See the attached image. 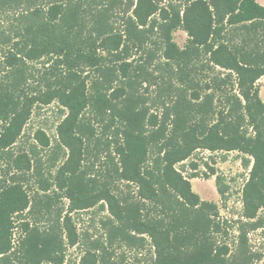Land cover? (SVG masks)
<instances>
[{"label":"trees","instance_id":"trees-1","mask_svg":"<svg viewBox=\"0 0 264 264\" xmlns=\"http://www.w3.org/2000/svg\"><path fill=\"white\" fill-rule=\"evenodd\" d=\"M121 3L0 0V12L24 9L12 34H0L7 48L0 64V163L33 110L52 103L65 115L56 127L51 162L58 149L68 151L55 176L49 174L52 180L43 177L34 150L10 156L21 179L9 182L0 168V255L10 248L13 217L27 211L46 226L25 223L22 263L63 264L66 247L79 241L70 215L99 206L109 215L103 222L109 245L144 247L149 240L153 258L144 264H232L216 240L217 226L202 213L216 205L201 202L175 166L197 150L237 152L249 171L246 216L255 219L264 209V104L257 86L264 77V7L255 0H190L181 10L136 0L122 34L112 22ZM177 29L188 37L183 48L172 38ZM123 37L142 52L137 64L125 58L130 47L127 41L121 45ZM103 40L111 45L104 47L108 60L96 54ZM156 57L164 62L155 66L169 77L161 80L176 83H167L173 102L159 116L138 95V78L148 75ZM37 63L43 71L35 69ZM82 67L96 78L89 81ZM33 141L42 150L51 148L43 130ZM90 156L103 164L98 176L85 166ZM32 171L38 188L31 194L25 180ZM216 183L225 201L219 176ZM63 200L68 204L62 217L63 210L53 212ZM100 248L95 242L88 255L95 260Z\"/></svg>","mask_w":264,"mask_h":264},{"label":"rangeland","instance_id":"rangeland-1","mask_svg":"<svg viewBox=\"0 0 264 264\" xmlns=\"http://www.w3.org/2000/svg\"><path fill=\"white\" fill-rule=\"evenodd\" d=\"M159 7H164L169 4H176L181 6L183 10V4H189L190 0H153ZM259 5L264 7V0H255ZM136 0H122L121 5L115 9L116 16L113 18V24L115 30L118 33L123 34L124 20L131 15L133 10V4ZM132 6V7H131ZM24 11L22 8L7 9L5 12H0V34L2 36L11 35L13 25L16 24L15 19ZM173 41L179 48H183L187 44V34L182 29H177L172 33ZM155 39V37L153 38ZM127 37H123L122 44L127 41ZM130 50L127 51L126 59L128 62L137 64L142 57V52L135 49L132 46L131 41H127ZM120 45V46H121ZM110 43H106L104 40L98 45V56L105 57V60L110 58V55L105 51L104 47L110 48ZM122 46L120 47V49ZM119 49V50H120ZM7 48L5 45L0 44V64L3 62L6 55ZM163 59L159 57L155 58V61L148 70V75L138 78L141 82L138 89V95L140 97V104L148 108L153 114L161 115L165 106H170L173 102V95L171 90L167 86L168 82H172L176 85L173 79H168V82L161 80V75L165 76V79L169 78L168 75L157 69L158 64H162ZM156 65V66H155ZM36 70L43 71V64H34ZM80 72L89 71V81L96 78L95 73L92 70L86 68L79 69ZM212 75V73H211ZM210 75V76H211ZM211 78V77H210ZM90 83V82H89ZM205 84V82H201ZM259 89V98L264 104V77L260 78L257 82ZM65 112L59 109L56 103H52L48 106L37 107L33 110L31 118L26 125L21 138L17 144L11 148V152L5 153L4 158L6 161L0 163V168L3 174V178L11 181L19 180L23 177V173L16 171L12 167L13 157L18 152L35 151L38 153V157L43 166V177L52 180L51 176H55L57 168L61 166L67 159L68 151L64 149L57 150V161L52 163L54 158V145L56 144V127L64 118ZM37 130H43L51 141V148L42 150L40 146L35 147L33 141V135ZM250 132V131H249ZM36 148V149H33ZM243 156L237 152L211 153L207 150H197L191 157L182 164L175 166V170L181 174L189 183L191 192L198 196L201 202H207L216 205L214 211H203V215L211 217L215 226H217V233L215 234L216 240L222 246L227 248V258L232 264H264V209L257 213L255 219H248L246 214L248 213L246 206L243 202V190L248 182L249 171H247L242 164ZM8 159V161H7ZM86 167L90 168L89 174L96 175V168L100 165L99 162L90 156V158L84 162ZM9 165V167L6 166ZM53 165V167H51ZM103 167V166H102ZM3 168V169H2ZM215 173V175H212ZM8 174V175H7ZM35 173L32 171L27 176L26 188L32 194L38 188L35 182L37 178L34 177ZM192 176H197L193 178ZM221 178V183L226 188V200L222 201L217 192L216 177ZM123 191L127 189L122 184ZM67 201L63 200L57 203L54 207V214L63 210L62 217L67 211ZM71 218L77 229V235L79 238L78 244L74 247L67 246L65 250V259L63 264H144L151 261L153 258V250L150 247L149 240L146 239L144 247H141L139 243L137 246L128 247L125 245H109L106 241V230L104 229L103 222L108 218V212L106 209H101L99 206L94 207L88 211L72 213ZM56 219V216L52 220ZM257 222L255 227L253 223ZM15 229L12 230L13 236L11 237V244L9 250L0 255V264H23L22 263V249L20 242L25 237L23 229L25 223L36 227L38 230H42L46 225L38 214H27V211L23 214L13 217ZM40 221V223H37ZM51 221V219H50ZM48 224V223H46ZM95 242L100 244V250L96 252L98 257L92 259L88 255L91 251L94 253ZM104 259H101V257Z\"/></svg>","mask_w":264,"mask_h":264}]
</instances>
